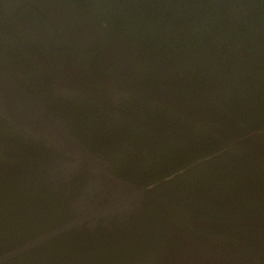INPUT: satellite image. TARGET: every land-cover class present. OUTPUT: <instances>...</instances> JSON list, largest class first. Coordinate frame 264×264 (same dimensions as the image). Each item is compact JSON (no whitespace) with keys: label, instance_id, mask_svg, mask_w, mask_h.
<instances>
[{"label":"trees","instance_id":"obj_1","mask_svg":"<svg viewBox=\"0 0 264 264\" xmlns=\"http://www.w3.org/2000/svg\"><path fill=\"white\" fill-rule=\"evenodd\" d=\"M75 1L143 53L153 82L175 74L174 94L202 117L152 98L132 97L126 118L66 101L69 131L153 200L138 235L70 231L4 264H264L259 227L192 226L264 221V0ZM3 144L14 148H0V256L67 222L34 179L36 144L0 118Z\"/></svg>","mask_w":264,"mask_h":264},{"label":"flooded vegetation","instance_id":"obj_2","mask_svg":"<svg viewBox=\"0 0 264 264\" xmlns=\"http://www.w3.org/2000/svg\"><path fill=\"white\" fill-rule=\"evenodd\" d=\"M97 21L75 0H0V118L36 144L34 179L47 189L48 197L53 196L55 208L65 209L67 222L59 227L86 218L56 237L70 231L91 236L102 231L105 237L138 235L137 225L146 218L153 200L149 188L113 172L86 141L69 131L60 116L66 101H88L112 117L126 118L125 107L137 104L132 97L139 103L152 98V103L194 119L202 117L174 94L175 74L163 71L165 83L154 78L153 82L137 69L148 67L143 53L123 33ZM158 68L164 69L162 64ZM178 81L197 101V91L182 78ZM44 113L62 120L67 132L94 158L62 140ZM5 147L14 148L12 144L0 148Z\"/></svg>","mask_w":264,"mask_h":264},{"label":"water","instance_id":"obj_3","mask_svg":"<svg viewBox=\"0 0 264 264\" xmlns=\"http://www.w3.org/2000/svg\"><path fill=\"white\" fill-rule=\"evenodd\" d=\"M46 118L48 119V122L52 124L53 128L56 129L55 131L58 133V136L62 138V140L67 139L69 141V145L75 146L78 150H80L84 155L94 158L92 154L86 150V148L78 142L71 134L67 132L64 126V122L62 120H58L53 118L48 113H44ZM94 215H99L102 213V211L99 212H93ZM86 218H80L77 220H74L70 223H67L59 228H56L52 230L51 232H48L40 237H38L36 240H33L31 242H28L21 247L10 251L2 256H0V264L6 262L7 260L14 258L26 251H29L33 249L34 247H37L38 245H41V243L46 241L52 240V238L72 229L73 227L77 225H82ZM193 226L197 228H213V227H244V226H256L259 227L261 230V239H260V261L264 262V221L259 222H215V221H209V220H200V221H194Z\"/></svg>","mask_w":264,"mask_h":264}]
</instances>
